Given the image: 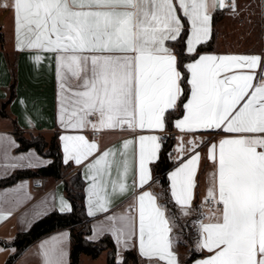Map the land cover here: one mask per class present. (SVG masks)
<instances>
[{"label":"snow or ice","instance_id":"obj_1","mask_svg":"<svg viewBox=\"0 0 264 264\" xmlns=\"http://www.w3.org/2000/svg\"><path fill=\"white\" fill-rule=\"evenodd\" d=\"M0 7L14 12L18 51H34L37 66L41 53L54 58L64 163L85 168L88 215L105 214L90 239L109 233L119 248L138 247L148 264H179L174 229L196 212L195 250L208 254L194 264H264V56L199 52L214 12L235 13L236 0H0ZM185 33L186 102V77L170 46ZM180 107L181 132L227 134L209 146L214 170L198 210L196 140L177 149L179 157L192 154L168 174L169 201L146 190L162 146L152 133ZM89 128L148 134L101 150L83 134ZM0 143L16 146L7 136ZM4 158L16 161L5 165L11 168L48 163L34 153ZM123 197L127 207L115 211ZM58 210L71 211L63 197ZM9 215L0 210V221ZM67 239L65 232L40 245L43 264H67Z\"/></svg>","mask_w":264,"mask_h":264},{"label":"crops","instance_id":"obj_2","mask_svg":"<svg viewBox=\"0 0 264 264\" xmlns=\"http://www.w3.org/2000/svg\"><path fill=\"white\" fill-rule=\"evenodd\" d=\"M11 3V0H9ZM230 8L224 9L225 18L230 12ZM0 109L4 102H6L10 93V85L13 81L14 74L16 75V87L15 96L10 103L5 107L7 116L0 114V136H7L11 140L15 141L16 146L8 145L7 143H0V178L7 177L14 173L18 169L22 168H11L5 165L16 163V161L4 158L5 152L10 157H19L21 155L28 156L34 153L42 161L48 163L41 164L44 166L52 161V158L46 157L40 154L36 149L31 148L26 151H17L19 142L16 139V132H22L25 134H43L46 138H50L55 132L59 133L60 146L64 158L63 142L60 137L64 134V129L60 127L58 121V100H57V81L55 76V62L54 58H47L49 54L41 53L45 56L42 63L37 66L30 57L36 55L34 51H18L15 47V35H14V12L11 8L5 9L0 7ZM213 19H212V33L214 30ZM212 37V35H211ZM211 39V38H210ZM209 39V40H210ZM172 47V46H171ZM175 52V51H174ZM176 54V53H175ZM201 54H240V55H261L264 56L263 51L258 49L256 51H248L235 49L222 45L221 41L215 43L213 51H205ZM177 55V54H176ZM192 60V59H191ZM191 60L186 63L191 62ZM190 96V93H189ZM188 96V97H189ZM182 116L175 119H181ZM176 141L173 147V159L176 161V165L168 172L171 173L175 168L179 167L183 160H186L192 153L186 152L182 157H179L177 151L181 142L187 145V141L196 140L199 147L196 149L200 153V165L196 176V188H195V199L193 202L194 209H199L203 197L206 195V190L209 186L208 174L214 170L213 164L208 159V149L213 143L218 142L221 138L227 134L223 131H196V132H181L180 129L175 127ZM92 129H86L84 135L89 140H97L100 144L101 150L116 146L119 147L124 139L134 138L140 134H148L141 132H133L131 130H102L98 131L97 136H93ZM166 132V128L163 131H155L152 134L163 135ZM162 144V142H161ZM160 154V152H159ZM179 157V158H178ZM73 164L75 169H79L85 180V204L88 212L87 205V186L88 181L85 177V168L80 165H76L73 161H69ZM68 162V163H69ZM153 164V163H152ZM152 164L150 165L152 170ZM39 166V167H40ZM37 167H32L34 169ZM36 177H24L19 179L17 182L0 187V210L5 213L10 212L11 215L7 216L6 219L0 221V239L12 240L19 231H25L30 228L35 220L44 216L45 214L59 209L60 197H63L65 201L71 206L63 179H55L47 177L46 189L37 190L33 187V181ZM169 179V178H168ZM131 182V181H130ZM170 184V181H169ZM24 187H21V186ZM150 189L154 193L159 194L161 203L163 202V187L160 181L154 177L152 170V181L146 190ZM129 203V197H123L116 202L115 211H120L127 207ZM105 214H98L91 217L92 232L89 237L93 236L94 226L104 219ZM197 213L194 212L192 218H183L181 221L188 219H195ZM68 233V239L65 242V250L67 252V264H70V249H71V233L68 228H61L54 230L38 240L30 244L12 264H43L42 257L40 255V245L47 240H50L54 236H58L62 233ZM104 235H110L105 233ZM104 235L99 236L93 240H98ZM112 237V236H111ZM175 237V229H174ZM198 236L193 243L197 242ZM114 240V239H113ZM176 240V238H175ZM115 242V240H114ZM135 244V241L133 242ZM116 244V242H115ZM191 245L189 243H175L174 251L177 253L179 258V264H184L185 259L189 255ZM130 249L136 250L140 264H148V261L141 257L138 251V247H131ZM129 250V249H128ZM16 248L12 245L3 246L0 245V264H6L7 259L15 253ZM122 248H119L116 244V259L118 261L123 260L125 252ZM208 253L204 252L201 256L192 260L189 264H194L196 259L206 256ZM80 264H107V251H104L99 257L93 258L89 255L83 254L81 256Z\"/></svg>","mask_w":264,"mask_h":264},{"label":"trees","instance_id":"obj_3","mask_svg":"<svg viewBox=\"0 0 264 264\" xmlns=\"http://www.w3.org/2000/svg\"><path fill=\"white\" fill-rule=\"evenodd\" d=\"M225 11L218 10L213 14V25L217 27V23L224 16ZM187 27V25H186ZM187 33L181 39L170 44L177 54L178 61L181 64V71L184 73L186 79L183 84L185 96L183 98L186 102L190 90L187 85L188 73L182 67L192 57L188 56L185 52L184 41ZM216 42V28H214L211 39L203 46L199 47V52L213 51ZM16 75L14 74L13 81L10 85V93L6 102L3 103L0 109L2 116H7L5 107L12 101L15 96ZM183 115L182 107L178 108L175 112L171 113L166 123V132L162 137V146L160 149L159 158L152 164L154 177L157 178L163 187V202L170 199L169 195V179L168 172L176 165L173 159V147L176 141L174 121L176 118ZM16 139L19 142L17 151H26L34 148L40 154L52 158V161L44 166L34 169L25 168L18 169L7 177L0 178V187L11 185L24 177L45 176L55 179H63L66 194L71 201L72 210L70 212H60L53 210L44 216L38 218L33 222L28 230L19 231L16 236L8 241L0 239V245L14 246L16 248L6 261V264H12L16 258L34 241L42 236L61 228H68L71 233V249H70V264H80L81 256L83 254L89 255L93 258L99 257L104 251H107V264H119L116 259V244L110 235H104L98 240L90 239L92 232L91 217L88 215L85 204V180L79 169H75L72 163H64V158L59 141V133L55 132L48 139L43 134H25L16 132ZM169 207H174L169 204ZM178 223H181L179 219ZM190 231H194L193 227H189ZM187 236V235H186ZM197 238V233L193 237H188L189 244L191 245L189 255L185 259L184 264H189L195 258L201 256L203 253L197 252L193 248V243ZM123 264H140L139 255L136 250L129 249L125 252L122 260Z\"/></svg>","mask_w":264,"mask_h":264},{"label":"rangeland","instance_id":"obj_4","mask_svg":"<svg viewBox=\"0 0 264 264\" xmlns=\"http://www.w3.org/2000/svg\"><path fill=\"white\" fill-rule=\"evenodd\" d=\"M236 12L232 10L217 23L216 42L235 49L256 51L263 49L262 37V0H236ZM196 218V216H195ZM188 227L181 228V225ZM190 219L181 221L175 228L177 243H189L196 230L190 231ZM187 235V236H186Z\"/></svg>","mask_w":264,"mask_h":264},{"label":"built area","instance_id":"obj_5","mask_svg":"<svg viewBox=\"0 0 264 264\" xmlns=\"http://www.w3.org/2000/svg\"><path fill=\"white\" fill-rule=\"evenodd\" d=\"M262 37H263V53H264V0H262ZM98 133L94 132L93 136H97ZM46 181L47 177L41 176L38 178H35L33 181V187L37 190H45L46 189Z\"/></svg>","mask_w":264,"mask_h":264},{"label":"water","instance_id":"obj_6","mask_svg":"<svg viewBox=\"0 0 264 264\" xmlns=\"http://www.w3.org/2000/svg\"><path fill=\"white\" fill-rule=\"evenodd\" d=\"M0 21H1V19H0Z\"/></svg>","mask_w":264,"mask_h":264}]
</instances>
